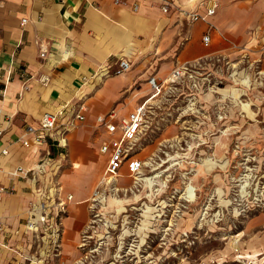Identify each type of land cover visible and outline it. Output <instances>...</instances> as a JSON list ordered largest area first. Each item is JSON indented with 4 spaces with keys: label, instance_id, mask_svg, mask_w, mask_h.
I'll use <instances>...</instances> for the list:
<instances>
[{
    "label": "crops",
    "instance_id": "crops-1",
    "mask_svg": "<svg viewBox=\"0 0 264 264\" xmlns=\"http://www.w3.org/2000/svg\"><path fill=\"white\" fill-rule=\"evenodd\" d=\"M179 6L203 13L205 0H0V150H7L0 154V184L7 187L0 200V264L75 261L88 223L86 201L107 163L99 145L108 136L95 122L98 115L115 109L118 118L126 116L148 93L150 75L161 79L179 64L263 47L264 0H217L213 15L192 23L178 15ZM247 25L253 27L249 33ZM206 31L210 40L204 45ZM119 58L130 67L104 74L102 68L112 70ZM80 103L83 119L74 118L66 133L67 158L58 176L72 198L56 254L48 232L35 235L24 226L28 202L37 198L34 183L10 179L7 171L30 167L38 158L17 140L26 124H36L44 111L76 110ZM69 120L64 112L58 124ZM59 150L50 148L53 155Z\"/></svg>",
    "mask_w": 264,
    "mask_h": 264
},
{
    "label": "rangeland",
    "instance_id": "rangeland-1",
    "mask_svg": "<svg viewBox=\"0 0 264 264\" xmlns=\"http://www.w3.org/2000/svg\"><path fill=\"white\" fill-rule=\"evenodd\" d=\"M252 28L247 25L244 32ZM262 41L253 52L196 60L190 66L196 86L189 80L172 87L166 82L147 102L136 149L151 158L147 173L159 174L157 190L146 184L135 189L125 177L128 188L95 201L97 217L88 207V223L77 241L86 244L77 247L72 264H264ZM147 89L144 99L148 83ZM205 157L214 163L204 165ZM187 182L195 187L194 200L180 197ZM110 196L122 199L123 209L109 205ZM146 205L151 210L143 213Z\"/></svg>",
    "mask_w": 264,
    "mask_h": 264
},
{
    "label": "built area",
    "instance_id": "built-area-1",
    "mask_svg": "<svg viewBox=\"0 0 264 264\" xmlns=\"http://www.w3.org/2000/svg\"><path fill=\"white\" fill-rule=\"evenodd\" d=\"M216 6L217 0H205V11L203 13L182 6L177 7L176 11L187 22L192 23L197 20H206L208 16L214 14ZM162 10L167 11V4L162 5ZM24 21L25 19L23 18L21 23L23 24ZM209 26L212 27V24H209ZM209 40V31H206L202 36L203 44L207 45ZM40 55H44L43 50L40 52ZM194 64L196 63L187 62L175 66L170 71V75L166 80H159L154 75L149 76L147 79L150 86L148 97H156L161 93L166 82L172 87L175 81L189 80L193 86H196V76L190 68ZM108 67L107 65L102 68L104 74H119L126 71L130 67V64L125 58H119L112 70ZM1 95H3V89H1ZM146 99L122 118L116 116L115 109H111L107 113L98 115L95 118L96 124L104 128L108 137L102 140L99 145V150L107 154V163L104 175L98 181L92 194L93 203H90L88 206L93 217H97L98 215L93 210L96 205L95 201L98 199L104 200L106 193L110 191H114L115 194L118 190L128 188L127 185L121 182L123 177L131 178V186L135 189L146 184L143 178L146 175L149 176L147 171L150 168L151 158L145 159L139 155L136 149V143L141 137L143 121L145 120L147 111ZM83 109L84 105L80 103L76 110H69L64 106L55 112L44 111L40 114L36 124H26L17 140L22 146L31 148L34 152H37L38 158L30 167L18 165L7 171V176L10 179L23 177L30 179L34 183L33 192L37 198L31 199L28 202L24 226L35 235L48 232L51 235V241L56 254H58L61 245L63 217L67 212L68 201L72 198L71 194H65L58 177L62 161L66 159V133L74 126V118L83 119V113L81 112ZM64 112L71 114V120L66 124L59 125L58 118ZM2 135L3 128L0 125V138ZM44 143L48 144V148L41 151L40 147ZM51 147H58L60 151L56 155H53L50 151ZM6 153V149L0 150V154ZM123 166L125 167V172L121 170ZM47 174H49V181L45 183L43 180ZM6 190L7 187L0 184V200L3 192ZM2 227L0 221V230ZM85 244V239H83L80 246H84Z\"/></svg>",
    "mask_w": 264,
    "mask_h": 264
},
{
    "label": "bare ground",
    "instance_id": "bare-ground-1",
    "mask_svg": "<svg viewBox=\"0 0 264 264\" xmlns=\"http://www.w3.org/2000/svg\"><path fill=\"white\" fill-rule=\"evenodd\" d=\"M154 97H148L147 99H146V103L147 102H149L150 100H152ZM148 158H150V157H148ZM201 163H203L204 165H206V164H213L214 162L213 161H211L210 162V158H207V157H205V158H203L202 159V162ZM159 174H153V175H149V176H145L143 179L145 180V182H146V185L147 186H149L150 187V189L152 190V191H154V190H157V189H154L153 188V185H155L156 184V182H157V180H155V178L158 176ZM162 182H164V181H162ZM243 185L241 186V191H243ZM180 197H183L185 200H188V201H190V200H194L195 199V197H196V193H195V187L191 184V183H186L185 184V189L183 190V192H182V194L180 195ZM95 199H96V197H95ZM227 201H229V200H227ZM122 202H123V200L122 199H120V198H118V197H116V196H110L109 198H108V200H107V203L110 205V204H117V210H120V209H123V204H122ZM225 202V201H224ZM230 202V201H229ZM150 210H151V207L149 206V205H146V207L143 209V213H145V212H150ZM157 214H159V213H157ZM147 223H142L141 224V226H139L138 228H137V232H139V231H141V230H143V229H145V225H146ZM186 227H189V225L188 224H186ZM141 229V230H140ZM146 229H148L147 227H146ZM167 229H170L169 227L167 228ZM152 232L154 231V230H151ZM127 234H129V232L127 233ZM131 234V233H130ZM239 234V233H238ZM235 235H237V234H235ZM235 235H233V236H235ZM143 241V238H141V242ZM79 245H81V242H80V244ZM122 246L121 245H119V249L121 248ZM228 249H231V245H229V247H228ZM92 250H95V249H92ZM135 254H138V252H137V250H135ZM118 256H120V255H118ZM237 257L240 259V258H243V259H245L246 257H253V258H255V254H252V255H249V254H238L237 255ZM111 264H115V263H111ZM244 264H250V262L248 263V262H245Z\"/></svg>",
    "mask_w": 264,
    "mask_h": 264
}]
</instances>
